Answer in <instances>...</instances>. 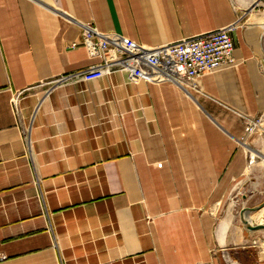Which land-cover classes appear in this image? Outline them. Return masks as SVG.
Wrapping results in <instances>:
<instances>
[{
    "label": "crops",
    "instance_id": "obj_1",
    "mask_svg": "<svg viewBox=\"0 0 264 264\" xmlns=\"http://www.w3.org/2000/svg\"><path fill=\"white\" fill-rule=\"evenodd\" d=\"M251 16L235 62L195 90L83 80L101 61L83 25L152 48L236 23L233 0H0V264H264V228L243 221L264 224V207L225 204L264 166V135L248 133L264 113Z\"/></svg>",
    "mask_w": 264,
    "mask_h": 264
},
{
    "label": "built area",
    "instance_id": "obj_2",
    "mask_svg": "<svg viewBox=\"0 0 264 264\" xmlns=\"http://www.w3.org/2000/svg\"><path fill=\"white\" fill-rule=\"evenodd\" d=\"M237 23L165 45L148 48L123 37H106L91 25H83L82 44L100 62L75 74L85 81L114 71H125L132 79H162L197 88L203 74L235 62L233 32ZM78 45L73 42L71 47ZM264 133V113L251 119L248 133ZM0 253V261L3 259Z\"/></svg>",
    "mask_w": 264,
    "mask_h": 264
},
{
    "label": "rangeland",
    "instance_id": "obj_3",
    "mask_svg": "<svg viewBox=\"0 0 264 264\" xmlns=\"http://www.w3.org/2000/svg\"><path fill=\"white\" fill-rule=\"evenodd\" d=\"M255 1L257 0H233L236 7L238 8L239 14L243 16L236 22L237 26L244 23V19H247L250 12L252 13V20L259 19L262 22L264 21V0H261L258 4L252 5V3ZM185 87L195 90L199 89L198 87L194 88L189 84ZM250 120L251 119L248 120V123ZM257 133L264 135V133ZM260 161L261 160L258 159V163ZM248 199L249 201L246 202V207L255 208L256 210H254L253 212H257L264 207V166L261 164L256 165L255 169L252 172L248 173L246 177H244L234 185L229 199L225 204H234L235 211L238 212L239 209H241V207L244 205L245 201ZM224 207L226 208V205ZM225 208L223 211H225ZM262 221H264L263 218L260 220V222Z\"/></svg>",
    "mask_w": 264,
    "mask_h": 264
},
{
    "label": "water",
    "instance_id": "obj_4",
    "mask_svg": "<svg viewBox=\"0 0 264 264\" xmlns=\"http://www.w3.org/2000/svg\"><path fill=\"white\" fill-rule=\"evenodd\" d=\"M256 210L255 208H252V209H248L246 210L245 212H249V211H254ZM244 223L246 225H248L249 229H252V230H258V229H262L264 228V224H259V225H249V222L246 220V219H243Z\"/></svg>",
    "mask_w": 264,
    "mask_h": 264
},
{
    "label": "bare ground",
    "instance_id": "obj_5",
    "mask_svg": "<svg viewBox=\"0 0 264 264\" xmlns=\"http://www.w3.org/2000/svg\"><path fill=\"white\" fill-rule=\"evenodd\" d=\"M260 1H261V0H257V1H256V4L260 3ZM211 133H213V132H211ZM251 158H252V161H251V162H253V160H254V158H255V154L251 153ZM255 217H256V216H255ZM260 217H261V216H260ZM247 219H248V220H249V219H252V217L250 216V217L247 218Z\"/></svg>",
    "mask_w": 264,
    "mask_h": 264
}]
</instances>
